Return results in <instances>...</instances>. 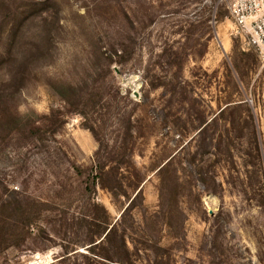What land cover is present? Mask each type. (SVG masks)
<instances>
[{
    "label": "rangeland",
    "instance_id": "rangeland-1",
    "mask_svg": "<svg viewBox=\"0 0 264 264\" xmlns=\"http://www.w3.org/2000/svg\"><path fill=\"white\" fill-rule=\"evenodd\" d=\"M234 1L0 0V119L79 109L46 143L81 167L97 149L87 127L110 136L124 116L139 131L144 201L122 225L135 264H264V52L234 22ZM45 161L9 123L0 197L18 187L62 205L52 185L68 161L49 175ZM96 198L119 220L127 201L100 188ZM74 214L46 208V232L24 241L0 232V264H110L86 231L64 227Z\"/></svg>",
    "mask_w": 264,
    "mask_h": 264
},
{
    "label": "trees",
    "instance_id": "trees-1",
    "mask_svg": "<svg viewBox=\"0 0 264 264\" xmlns=\"http://www.w3.org/2000/svg\"><path fill=\"white\" fill-rule=\"evenodd\" d=\"M112 62V61H111ZM74 94V89L71 88ZM82 96V97H81ZM65 104H69L68 97L61 95ZM85 95L79 96V101H84ZM66 111L52 109L49 114L39 116V120L30 117H21L15 110L16 120L11 122L0 119V140L9 123L14 127V131L24 134V136L36 144H41V148L46 154V173H58L60 162L64 159L68 161L67 176L57 177V183L52 188L57 187L58 193L62 196V205L54 204L49 207V202L44 198H33L19 189L3 193L0 197V214L7 213L8 220L12 224L0 226L3 232L4 242L12 240L24 241L27 234L31 236L32 229L44 234L45 228L41 223L43 212L46 208L50 210L67 211L76 209V214L71 217L63 216L61 221L68 230L77 228V234L86 231L88 236V250L97 258L110 264H135L136 260L131 256L128 248L125 231L122 225L129 213L136 208V201L143 205L144 196L142 193L143 178L141 173L136 170L133 164L134 145L136 139L141 135L134 127L131 118L119 117L121 125L110 133V136L101 137L93 127H87L97 143V149L93 155L92 164L89 167H81L75 162L70 161L63 149L56 145H47L48 138L55 139L57 128L65 123V118L70 113L83 114L75 107H66ZM74 109V110H73ZM223 109L221 113L224 111ZM161 166L159 171L166 165ZM49 175V174H48ZM204 182V180H202ZM27 183V182H26ZM100 188L109 192L113 201L124 199L127 205L124 208L119 220L115 223L107 210L98 203L96 198L97 189ZM7 191V190H6ZM59 206L55 208L56 206ZM53 208V209H52ZM55 208V209H54ZM3 223H7L4 220ZM7 228L8 232H6ZM103 247L104 254L94 252L97 247ZM64 258H62L63 260ZM157 260L155 261L156 264Z\"/></svg>",
    "mask_w": 264,
    "mask_h": 264
},
{
    "label": "built area",
    "instance_id": "built-area-1",
    "mask_svg": "<svg viewBox=\"0 0 264 264\" xmlns=\"http://www.w3.org/2000/svg\"><path fill=\"white\" fill-rule=\"evenodd\" d=\"M231 15L236 25L250 34V42L264 52V0H235Z\"/></svg>",
    "mask_w": 264,
    "mask_h": 264
}]
</instances>
